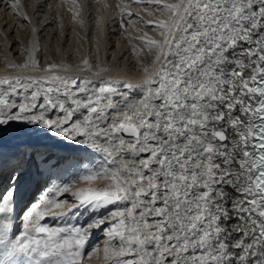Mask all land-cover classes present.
<instances>
[{"label":"snow or ice","instance_id":"6c2138e0","mask_svg":"<svg viewBox=\"0 0 264 264\" xmlns=\"http://www.w3.org/2000/svg\"><path fill=\"white\" fill-rule=\"evenodd\" d=\"M94 3L105 23L138 33L126 36L138 82L104 79L109 69L87 56L75 71L88 76L38 59L55 10L84 27L89 0H39L35 15L52 9L43 23L21 0H0L31 30L25 62L6 67L51 73L0 77V264H264V0ZM132 7L150 19L134 21ZM0 34L11 50V33Z\"/></svg>","mask_w":264,"mask_h":264},{"label":"bare ground","instance_id":"6f19581e","mask_svg":"<svg viewBox=\"0 0 264 264\" xmlns=\"http://www.w3.org/2000/svg\"><path fill=\"white\" fill-rule=\"evenodd\" d=\"M39 0H21L22 10L33 17L34 20H40L42 23L49 17V13L52 9L45 8L43 14L35 15L33 8L38 4ZM84 0H81L83 3ZM117 0H108L109 4L116 3ZM48 4L57 5L60 4V0H47ZM92 11L89 15L84 17V27H80L78 24L71 22V14L64 11L63 5L56 9V15L54 18L49 19V22L44 25L43 30L39 33L40 40L43 46V51L38 54V59L42 61V65L48 63L58 64H71L73 70L68 73H59L61 75H80L88 76L86 72H76L75 66L80 63L84 57H89L90 62L95 65H100L109 69L108 72L102 74L104 79H120L136 83L141 79V65L137 62V56L131 51L130 45L126 40V36L136 37L138 33L129 26L127 33L118 28L119 18L116 17V23H105L108 20V10L102 8L101 5H95L94 0ZM2 9V5H0ZM133 13V20L135 21L137 16L143 17L145 21L149 20L148 17L141 8L132 7L127 9ZM149 11L153 12V16L159 18L160 13L149 7ZM59 13H63L62 17ZM101 17V23L96 24V17ZM25 25L21 27L20 25ZM7 25V27H5ZM136 28L141 30V33L146 32L149 37L153 39H160L158 33L153 30L152 25L145 26L143 24L136 23ZM0 28L4 29V32H10V39L14 42V46L9 50L5 47V41L3 34H0V77L6 75H20V76H46L51 73L43 71L31 72V71H19L11 70L6 67L7 61H12L17 64H23L25 62L27 53L24 49L27 47L25 43L31 39L30 26H27V22L20 20L17 23L10 15H6L3 10H0ZM90 30V35L86 36ZM121 34H117V32ZM67 40L65 43L64 41ZM89 42H91V51H89ZM132 43L136 44V47L141 50L140 59L148 62L151 60L148 49L144 44L137 43L135 40ZM92 79H99V77H92ZM88 159H92L89 157ZM101 157L99 154H95V162L99 164ZM65 180H72L75 182L76 177L69 175ZM68 183V182H67ZM79 187L82 185L76 184ZM34 194H40L42 191L41 185ZM38 196V195H37ZM65 198L71 199L69 194H65ZM83 218H81L82 222ZM47 223L54 225L60 224H75L76 220L71 219H55L46 217ZM94 245L98 246L103 243V233H96ZM85 264H93L92 262H85Z\"/></svg>","mask_w":264,"mask_h":264},{"label":"rangeland","instance_id":"374dc122","mask_svg":"<svg viewBox=\"0 0 264 264\" xmlns=\"http://www.w3.org/2000/svg\"><path fill=\"white\" fill-rule=\"evenodd\" d=\"M89 2H91V0H89ZM69 175H71V174H66L63 178H62V181L64 182V179H67L68 177H69ZM61 181H57V183H60ZM72 183V180L71 181H69V180H65V183ZM39 186L40 185H35L34 186V189H32L31 191H33L34 193L37 191V190H39L40 188H39ZM42 187V186H41ZM40 191H43V188H42V190H40ZM37 195H39V194H37ZM43 223H47L46 221H43ZM48 225H50V226H53V227H56V226H65L64 224H58V225H54V223H51V224H49V223H47ZM98 233V232H97ZM94 241H95V238H93V240H92V245H94ZM90 250V249H89ZM93 264H96V261L95 260H93V261H91Z\"/></svg>","mask_w":264,"mask_h":264}]
</instances>
